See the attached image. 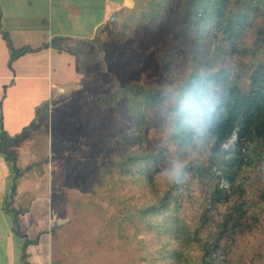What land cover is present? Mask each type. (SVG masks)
<instances>
[{
    "label": "trees",
    "instance_id": "1",
    "mask_svg": "<svg viewBox=\"0 0 264 264\" xmlns=\"http://www.w3.org/2000/svg\"><path fill=\"white\" fill-rule=\"evenodd\" d=\"M98 42L121 84L103 105L123 112L127 126L118 136L131 149L116 169L106 162L90 170L98 187L105 177L114 180V170L119 174L95 204L109 212L122 203L121 239L137 240L144 251L132 264L246 259L241 242L264 228V0H135L129 18ZM150 66L164 82H150ZM187 105L214 109L197 123ZM234 133V145L224 148ZM164 156L169 167L183 165L188 178L161 183L156 166ZM128 176L126 199L114 200L115 185Z\"/></svg>",
    "mask_w": 264,
    "mask_h": 264
},
{
    "label": "rangeland",
    "instance_id": "2",
    "mask_svg": "<svg viewBox=\"0 0 264 264\" xmlns=\"http://www.w3.org/2000/svg\"><path fill=\"white\" fill-rule=\"evenodd\" d=\"M152 53L148 52L155 58ZM177 63L180 69L184 60ZM156 68L150 66L146 76L151 83L164 82ZM42 85L18 107L24 119L15 124L6 119L0 135L4 162L0 202L14 219L24 264L31 261L36 264H132L135 258L140 260L144 251L137 240L126 243L118 232V223L126 214L120 200L115 201L109 212L101 211L95 204L100 194L104 195L119 179V174L114 170V180L105 177L99 182L103 186L98 187V174L90 171L106 162L116 169L115 164L131 149L130 142L124 143L118 136L127 126L123 112L103 105L120 82L112 74L101 85H80L55 96L47 105L41 103L29 110L33 106L31 100L44 94ZM56 91L53 90L54 95ZM28 118H32L30 122L19 128ZM18 129L20 132L13 134ZM131 179L128 176L115 185L116 190L111 194L114 200L123 197L124 189L132 188ZM15 188L16 193L21 191L14 195L11 191ZM76 201L83 207L76 208L78 203H73ZM109 220L113 225L108 226ZM20 234L22 238L18 237ZM241 243L246 259L236 264H264V228ZM254 251L260 254L252 260ZM231 260L229 264L236 257ZM140 264L149 263L144 259Z\"/></svg>",
    "mask_w": 264,
    "mask_h": 264
},
{
    "label": "crops",
    "instance_id": "3",
    "mask_svg": "<svg viewBox=\"0 0 264 264\" xmlns=\"http://www.w3.org/2000/svg\"><path fill=\"white\" fill-rule=\"evenodd\" d=\"M134 7L135 0H0V135L6 119L13 124L24 119L18 107L42 84L44 94L31 100L29 110L80 85H101L110 79L98 40L116 32ZM3 164L0 154V181ZM11 192L15 195L16 188ZM8 212L0 202V264H24Z\"/></svg>",
    "mask_w": 264,
    "mask_h": 264
},
{
    "label": "clouds",
    "instance_id": "4",
    "mask_svg": "<svg viewBox=\"0 0 264 264\" xmlns=\"http://www.w3.org/2000/svg\"><path fill=\"white\" fill-rule=\"evenodd\" d=\"M185 107L189 118L197 123L203 122L206 116L210 118V113L214 109V106H210L205 110L200 105H187ZM160 119L167 122L168 117L167 115H161ZM163 160V163L156 166V175L161 183L169 185L179 184L188 178L189 174L185 172L183 165L179 167H169L167 163L168 157L164 156Z\"/></svg>",
    "mask_w": 264,
    "mask_h": 264
},
{
    "label": "built area",
    "instance_id": "5",
    "mask_svg": "<svg viewBox=\"0 0 264 264\" xmlns=\"http://www.w3.org/2000/svg\"><path fill=\"white\" fill-rule=\"evenodd\" d=\"M235 140H236V134L234 133L226 142L223 143L222 146L227 149V148H229V147L234 145ZM214 169H216V168L214 167ZM216 173H218L219 176H221V173L219 171H216ZM220 187L223 189L225 194H229V192H230V183L227 180L221 178Z\"/></svg>",
    "mask_w": 264,
    "mask_h": 264
}]
</instances>
